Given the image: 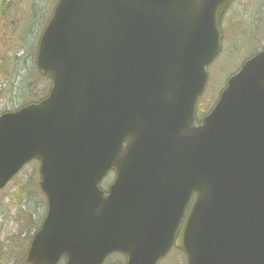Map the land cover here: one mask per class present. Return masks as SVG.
Returning <instances> with one entry per match:
<instances>
[{"label": "water", "instance_id": "water-1", "mask_svg": "<svg viewBox=\"0 0 264 264\" xmlns=\"http://www.w3.org/2000/svg\"><path fill=\"white\" fill-rule=\"evenodd\" d=\"M229 1H60L38 53L50 97L0 117V188L37 156L49 197L23 264L62 254L101 264L115 250L156 264L195 192L177 240L189 264H264V186L252 185L264 162V51L230 79L206 126L188 120ZM112 167L106 196L98 184ZM167 187L185 201L156 205Z\"/></svg>", "mask_w": 264, "mask_h": 264}, {"label": "rangeland", "instance_id": "rangeland-1", "mask_svg": "<svg viewBox=\"0 0 264 264\" xmlns=\"http://www.w3.org/2000/svg\"><path fill=\"white\" fill-rule=\"evenodd\" d=\"M58 1L0 0V113L16 110L48 93L51 86L49 78L42 77L34 69L35 50L41 29L49 18L47 16ZM257 7L263 10L261 23L257 26L261 30L254 27L258 24L254 18L260 13L256 11ZM227 13L224 20L226 34L231 36L234 44L228 41L226 50L228 39L223 41L220 55L208 65L210 79L206 93L209 90V98H212L209 102L216 100L230 78L229 74L240 67L253 49L257 45L258 49L264 47V0H235ZM242 18L253 23L248 42L234 36L233 23L242 22ZM230 19L234 21L231 23ZM206 99L208 95L200 98L199 110L209 108ZM39 167V161H31L0 192V264H20L33 233L44 219L47 201L40 188ZM168 258L161 264H185L184 255L171 253ZM106 264H124V258L116 254L109 257Z\"/></svg>", "mask_w": 264, "mask_h": 264}]
</instances>
